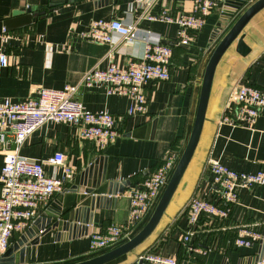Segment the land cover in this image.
<instances>
[{
	"label": "crops",
	"instance_id": "obj_1",
	"mask_svg": "<svg viewBox=\"0 0 264 264\" xmlns=\"http://www.w3.org/2000/svg\"><path fill=\"white\" fill-rule=\"evenodd\" d=\"M151 1L148 12L155 16L165 10L174 16L189 13L195 4V0ZM256 1L249 0L248 6L232 21H225L222 9L216 7L205 27L184 43L178 25L144 18L145 5L136 0H0V55L9 60L8 67L0 64V99L21 103L38 97L43 89L77 86L76 99L85 110L113 115L119 132L117 140L105 150H100L94 141L81 138L80 123H47L18 150L13 134H6L5 143H0V173L5 157L15 151L45 162L56 154H63L65 166L75 172L67 179L64 193L41 204L38 215L13 233L8 250L27 238L34 220L50 205L63 199L64 210L68 211L76 204V178L92 164L100 163L99 168L105 169L106 183L96 192L97 196H108L110 184H116L117 189L121 185L127 187L124 194L105 202L103 209L91 211L89 228L78 226L73 233L56 230L44 235L39 233L24 264H77L121 246L146 225L161 197L122 244L99 253L90 252V234L104 232L112 224L124 225L129 217L130 192L139 188L169 154L175 153L178 160L171 179L195 124L210 58L240 16ZM19 10H31L34 16L31 25L6 31L1 24L12 19L13 13ZM115 19L136 23L141 30L140 39L132 42L115 34L112 44H103L81 38L93 22ZM242 34L249 54L243 57L237 53L236 41L220 61L199 143L160 225L140 247L109 264H136L138 258L147 253L176 258L178 264H251L264 251L262 242L251 248L236 245L243 227L264 235V187L260 186L240 191L239 201L232 206L227 220L203 217L191 242H183L189 228L190 202L210 196L214 189L211 164L220 163L239 172L264 171V110L253 127L246 123L237 127L220 124L229 99L241 85H253L264 92V9ZM146 35L150 41L160 40L172 48L171 79L143 86L146 113L131 116L128 114L131 98L108 95L103 85L87 88L83 78L91 70L104 69L111 63L125 67L142 57ZM44 167L48 176L58 179L64 176L63 167L51 164Z\"/></svg>",
	"mask_w": 264,
	"mask_h": 264
},
{
	"label": "built area",
	"instance_id": "obj_2",
	"mask_svg": "<svg viewBox=\"0 0 264 264\" xmlns=\"http://www.w3.org/2000/svg\"><path fill=\"white\" fill-rule=\"evenodd\" d=\"M226 1L228 0H195L192 12L174 16L165 10L155 16L148 12L153 3L151 0H136L145 5L144 18L178 25L180 38L184 43L200 32L213 10ZM140 32L136 23L117 19L98 20L81 34V38L94 43L112 44V37L116 34L123 40L134 42L140 39ZM144 40V54L134 62L125 67L111 63L104 69L91 70L83 78V85L87 88L103 85L108 95H125L131 98L132 105L128 110L131 116L146 113L143 86L152 81L168 82L171 79L172 48L160 40L150 41L147 35ZM0 64L8 67L9 60L5 55H0ZM78 89L73 85L65 86L62 90L43 89L38 97L21 103H14L9 98L0 99V143L4 144L6 134L12 133L18 150L34 132L47 123H80L81 138L94 141L100 150H105L119 137L115 128L116 118L105 112L86 111L76 99ZM262 110L264 92L256 86L244 84L229 99L220 124L237 127L246 123L253 127ZM177 160L175 153L169 154L139 188L130 192L129 217L124 225L112 224L104 232L93 231L90 234L91 253L114 248L133 234L161 197ZM65 161L63 154H56L47 162L29 159L18 151L5 157L0 173V258L8 250L13 233L38 215L39 206L67 190L66 181L75 172L65 166ZM45 164L63 167L64 176L60 179L48 176ZM211 173L214 188L211 195L194 198L189 204V228L183 237L184 244L191 242L203 217L227 220L232 206L239 201L242 189L264 187L262 170L256 173L239 172L223 164L213 163ZM263 240L261 232L243 227L239 230L236 245L251 248ZM136 264H178V260L147 253L140 256Z\"/></svg>",
	"mask_w": 264,
	"mask_h": 264
},
{
	"label": "water",
	"instance_id": "obj_3",
	"mask_svg": "<svg viewBox=\"0 0 264 264\" xmlns=\"http://www.w3.org/2000/svg\"><path fill=\"white\" fill-rule=\"evenodd\" d=\"M67 1L64 0V2ZM248 4L249 0H228L221 4L220 8L223 11L224 20L232 21ZM263 9L264 0H258L247 8L212 54L203 79L196 120L189 142L150 220L126 243L105 254L77 264H109L140 247L158 228L199 143L206 121L216 69L223 56L236 41L237 53L243 57L249 54V49L245 45L242 32L250 21ZM33 18L31 10L26 12L19 10L13 13L12 19L3 22L1 26L6 31H13L31 25ZM219 27L222 29L221 23ZM98 164L100 165V163ZM99 165L92 164L77 176L74 187V193L78 194L76 204L68 211L64 210L65 204L63 199L50 205L40 217L34 220L33 228L27 232V238H23L1 256L0 264H24L26 254L29 248L37 243L35 237L39 233L44 235L51 230L73 233L78 226H83L85 229L89 228L92 225L91 211L103 209L104 203L111 201V199H114L113 197H121L127 187L125 188L124 185H121L117 189L116 184L109 185L108 196H97L96 192L106 183L105 169H100ZM262 243L264 244V240ZM16 253L18 254L15 255ZM251 264H264V251L255 257Z\"/></svg>",
	"mask_w": 264,
	"mask_h": 264
}]
</instances>
